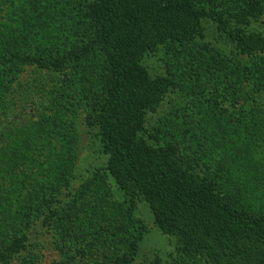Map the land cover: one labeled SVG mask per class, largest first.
<instances>
[{
  "label": "rangeland",
  "instance_id": "obj_1",
  "mask_svg": "<svg viewBox=\"0 0 264 264\" xmlns=\"http://www.w3.org/2000/svg\"><path fill=\"white\" fill-rule=\"evenodd\" d=\"M77 9L71 0H0V57H12L1 61L11 70L2 69L0 81V138L7 156V164L0 160V246L24 237L25 249L11 264H117L145 228L130 264H204L154 227L145 203L129 213L128 197L107 170L94 125L109 79L103 53L91 48L75 59L69 55L68 68L58 70L36 69L32 62L57 60L69 47L79 48ZM259 27L264 29V21ZM223 54L193 44L167 45L149 61L177 87L150 115L149 131L158 143L185 144L183 155L232 197L235 170L219 163L220 145L208 139L218 131L264 185V79L240 108L234 88H224L242 81L249 62ZM216 88L233 98L221 103L225 112L212 111L206 100ZM213 114L220 115L212 120ZM191 134L198 135L194 143ZM245 203L264 211V193Z\"/></svg>",
  "mask_w": 264,
  "mask_h": 264
},
{
  "label": "trees",
  "instance_id": "obj_2",
  "mask_svg": "<svg viewBox=\"0 0 264 264\" xmlns=\"http://www.w3.org/2000/svg\"><path fill=\"white\" fill-rule=\"evenodd\" d=\"M71 2L78 8L77 24L83 34V39L78 40L79 48L73 52L69 47L57 60L37 58L32 62L36 69L58 70L65 64L68 68L70 57L75 59L91 48L99 49L105 56L109 79L94 125L102 152L108 157L107 170L128 197L129 213L136 210L139 202L145 203L154 227L163 235L174 237L204 264H264V211H254L245 203V199L264 193V185L247 168L245 158L235 147L224 136L219 137L218 131L208 140L220 145L215 153H221L216 158L219 163L222 161L227 169L232 165L235 170L232 197L219 188L215 176L211 179L190 160V155H183L185 144H163L154 139L149 131L150 115L167 96L175 94L177 87L148 64L163 47L184 44L218 54L225 52L223 56L231 55L237 61L247 60L242 81H229L225 88L224 82L217 81V87H223L225 92L229 85L234 88L231 94L239 98L242 108V103L253 97L248 93L258 91L264 79V75L256 76L258 83H251L253 75L264 72V65L257 64L264 63V29L259 27L264 21V0H238L229 5L227 0ZM11 59L0 57V81L5 75L2 69L11 70L1 61ZM223 88H216L211 95L207 93L212 111H227L221 103L233 100L221 92ZM214 115L220 114H213L212 120ZM89 121L88 126H94ZM225 130L223 124L219 132ZM4 138H0V160L7 164V156L2 155ZM188 138L194 143L198 135ZM144 229L129 243L117 264L133 262ZM24 249V237L2 244L0 264H11Z\"/></svg>",
  "mask_w": 264,
  "mask_h": 264
}]
</instances>
